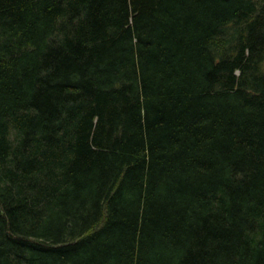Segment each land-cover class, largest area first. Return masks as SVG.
Listing matches in <instances>:
<instances>
[{"label":"trees","instance_id":"16d2710c","mask_svg":"<svg viewBox=\"0 0 264 264\" xmlns=\"http://www.w3.org/2000/svg\"><path fill=\"white\" fill-rule=\"evenodd\" d=\"M0 264H264V0H0Z\"/></svg>","mask_w":264,"mask_h":264}]
</instances>
